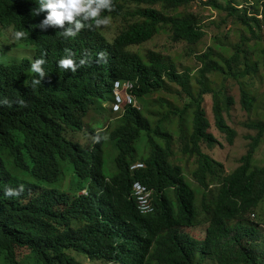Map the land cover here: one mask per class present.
Returning <instances> with one entry per match:
<instances>
[{
    "label": "trees",
    "instance_id": "1",
    "mask_svg": "<svg viewBox=\"0 0 264 264\" xmlns=\"http://www.w3.org/2000/svg\"><path fill=\"white\" fill-rule=\"evenodd\" d=\"M193 1L113 0V8L101 13L107 24L96 26L93 20L66 38L60 26H39L47 10L35 14L36 0H0V23L24 32L17 42L33 47L32 62L43 58L46 73L33 87L38 74L31 71L30 60L5 61L0 56V101L7 100L0 103L1 264H81L69 250L120 264H203L205 257L216 264H264L260 224L253 219L264 201V167L254 165L264 138V108L259 110L258 96L240 80L260 66L264 74V45L258 36L264 27V0L245 1L241 8L234 0L203 2L224 12L249 37L241 36L229 57L213 47L196 55L200 66L193 75L179 72L158 52L132 50L162 31L174 43L197 44L204 35L197 16L180 11ZM110 24L115 33L108 38L104 30ZM66 50L75 63H85L75 71L59 67ZM256 51L259 59L252 65L249 55ZM210 76L240 83V103L249 116L245 126L257 132L248 136L241 166L228 176L220 175L223 164L200 147L220 145L208 132L205 96L212 98L217 131L231 145L238 134L224 118L234 99L222 88L216 90ZM115 80L133 82L132 93L145 103L143 110L124 106L90 147L68 139V132L83 130L92 107L102 111L103 103L111 101ZM163 95L186 101L179 106ZM137 143L144 144L140 157ZM175 143L182 156L196 159L193 177L199 189L191 188L183 168L172 162ZM137 161L144 167L130 172ZM67 176L69 185L63 189ZM134 181L153 191L151 214L138 213L131 195ZM20 185V195H5L6 187ZM84 188L88 194H78ZM200 214L208 225L203 239L186 230L200 225Z\"/></svg>",
    "mask_w": 264,
    "mask_h": 264
},
{
    "label": "rangeland",
    "instance_id": "2",
    "mask_svg": "<svg viewBox=\"0 0 264 264\" xmlns=\"http://www.w3.org/2000/svg\"><path fill=\"white\" fill-rule=\"evenodd\" d=\"M205 0H195L187 8L182 9V13H192L197 16V20L202 29L204 35L197 44L188 45L184 42L174 43L170 39L168 32H160L158 35H155L151 40L142 44L138 47H132V50H138L142 53H145L148 50H153L158 52L165 61L168 63L174 64L175 68L181 71H189L191 75L199 68V63L196 61L195 56L203 53L207 48L213 47L217 54H221L224 58L229 57L234 53V48L237 44L241 42V36L249 37V34L244 31L239 25L235 24L231 18H227L224 12H219L215 9H210L203 5ZM218 4H224L225 1L229 0H216ZM233 1V0H232ZM250 2V0H234V4L238 5V8L244 5V2ZM253 1V0H251ZM108 26L104 31L105 35L108 38H111L115 33V26ZM258 36L261 37V44L264 45V27H261L258 32ZM3 41L5 45L10 49L11 55H16L18 59L23 55L19 52V48L15 44V39L12 36V31L9 30L4 34ZM251 41L250 43H252ZM218 46L219 49L215 47ZM31 51L28 54H32L33 47H29ZM243 58V57H242ZM250 63L253 65L259 59L258 51L256 53L249 55ZM245 67V66H244ZM241 67V70L244 69ZM212 78V79H211ZM210 79L213 80L214 87L216 90L223 89L224 92L231 96L234 99V104L231 106L230 112L224 114L229 126L234 128L237 131V137L234 140V143L231 145L225 138V135L221 134L214 127V120L212 114V98L211 96L204 97L203 108L206 113V117L209 121L210 132L217 140L220 142V145H216L213 149L207 148L204 143H201L200 147L202 152L210 155L213 159L221 162L223 164V169L220 170V175L228 176L233 171L238 169L241 166V158L248 151L250 140L248 136L256 135V131L248 129L245 126V123L248 121L249 116L246 111L243 110L240 99H241V85L237 80L231 78H222L220 76H210ZM252 95L258 96L259 104L262 106L259 108L260 111L264 108V74L263 68L260 66L257 73L247 76L243 79H240ZM177 88V87H175ZM172 89L176 90L177 89ZM156 98V96H153ZM163 97L168 100H175L171 95H163ZM180 99V98H179ZM186 101L183 97L178 102L179 106ZM143 103V104H142ZM139 102L140 109L143 110L145 106L144 102ZM113 114H110L106 108L102 109V112L94 107L89 110L88 116L83 120L82 126L83 130L80 132H68L67 138L77 141L85 147H89L97 137V132L102 130L109 122H111L114 117ZM111 120V121H110ZM92 129V132L91 130ZM137 155L140 157L143 154L144 144L137 143ZM174 155L171 159L174 164H178L183 168L186 181L190 184L191 188L199 189L200 186L198 182L193 177V171L196 169V159L187 158L182 156L178 151V145L175 143L173 145ZM254 165L258 167H264V138L257 149L254 155ZM107 168L111 169V165L107 164ZM112 173V169L110 170ZM63 189H66L69 185V176L64 179ZM73 174L71 173V187L74 184ZM83 186L87 187V184L83 183ZM55 184L47 185L44 184L45 188H53ZM213 186H211L212 188ZM203 191L199 192L197 195L198 206L201 207ZM255 217L253 218L255 222L259 223V230L261 234V242H264V201L261 203L259 208L254 213ZM206 218L204 215L200 214V225L195 228H187L186 230L195 238L203 239L206 234ZM71 252V251H70ZM72 254L76 256L77 260L81 264H105L101 260H90L83 255H79L72 251ZM203 264H216L211 257H205L202 261ZM1 264V263H0ZM5 264V263H3ZM120 264V263H113Z\"/></svg>",
    "mask_w": 264,
    "mask_h": 264
},
{
    "label": "clouds",
    "instance_id": "3",
    "mask_svg": "<svg viewBox=\"0 0 264 264\" xmlns=\"http://www.w3.org/2000/svg\"><path fill=\"white\" fill-rule=\"evenodd\" d=\"M36 4H37V7L33 10V12H35V14H38L40 12L47 10L45 18L40 22L39 26L42 29H46L48 26H60L63 28L62 35L66 38L67 37H75L81 29H83L85 27H90L91 26L90 22L93 20H94L96 26H99L102 24H107L108 23V17L102 16L101 13L104 10L110 11L114 6L113 0H36ZM65 22H68L67 27H64ZM9 30L12 31V36L15 39V44L17 45V48H19L18 51L21 52L23 55L19 59L17 57V53H16V55L10 54V49L5 45V42L3 41L4 34ZM14 31H15L14 25L6 26V24L0 23V56H1V58L5 61H17V62L21 61L22 59H28L32 62V60H33L32 57H33L34 53L32 51V54H30V55L28 54V52L31 51L29 49L30 46L20 45L19 42H17L18 41L17 39H20L21 37L24 36V32L23 31L14 32ZM66 52H67V54L57 62L59 67L71 68L72 71H75L77 67H79L85 63L84 59H80L78 63H75L73 58H72L71 51L66 50ZM98 56L103 57L104 53H99ZM44 64H45V60L43 58L36 59L31 63V71L38 74V78H34L32 80V86L33 87L41 84L42 79L46 76L45 70L42 67V65H44ZM115 82H119L121 85H123L125 82H129L132 85V87L129 91H124L122 89V86H121V91L119 92V94L121 95L120 97L122 98V101L119 103V107L117 109L113 108V106L116 102L115 94H114ZM133 89H134V85H133V82L131 80H115V81H113L112 86H111V93H109V98H111V101H109L107 103H103L102 107L106 108L108 110V112L110 114H113V115H116V114L122 112L124 110V106H131L133 108L140 109L139 102L132 93ZM127 94H129L130 97L132 98L131 103H128L127 100L125 99V96ZM0 103H7V100L0 101ZM18 103L23 104L24 101L19 100ZM100 139H101V137L97 136L96 142H99ZM93 143L90 146H92ZM136 163H141L143 165L141 168L144 167V164L142 162H140V161L134 162L129 166L130 172L137 170V169H135V170L130 169V167ZM141 168H138V169H141ZM134 182H139V181H134ZM133 183H132V185H133ZM147 189L152 192V196H153V191L149 188H147ZM22 191H23V185H20L17 188L6 187L4 189V193L7 196H18V195H20V193ZM78 194L87 195L88 194L87 189L84 188V189L80 190L78 192ZM131 195H132V186H131ZM132 197H133V195H132ZM133 199H134V197H133ZM152 203H153V198H152ZM153 206H154V204H153ZM136 209H137V206H136ZM153 212H154V210H153ZM149 214H151V213H149ZM72 251H74V250H69V254L74 256L72 254ZM76 255H77V253H76ZM74 257L76 258V256H74ZM104 263L105 264H113V263H118V262H104Z\"/></svg>",
    "mask_w": 264,
    "mask_h": 264
},
{
    "label": "built area",
    "instance_id": "4",
    "mask_svg": "<svg viewBox=\"0 0 264 264\" xmlns=\"http://www.w3.org/2000/svg\"><path fill=\"white\" fill-rule=\"evenodd\" d=\"M121 86L124 91H129L132 87L129 82H125L123 85H121L119 82H115L114 94L116 102L113 106L114 109H117L119 107V103L122 101V98L120 97L121 95L119 94L121 91ZM125 99L128 103L132 102V98L129 94L125 96ZM142 166L143 165L141 163H136L133 164L130 169L135 170L141 168ZM132 195L136 201L137 210L140 214L146 215L153 212L154 206L152 203V192L144 185L139 182H134L132 185Z\"/></svg>",
    "mask_w": 264,
    "mask_h": 264
}]
</instances>
